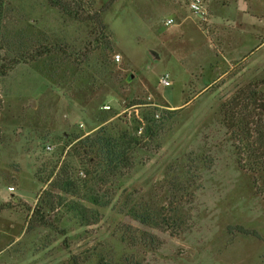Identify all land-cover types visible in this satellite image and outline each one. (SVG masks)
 Instances as JSON below:
<instances>
[{
  "label": "rangeland",
  "instance_id": "rangeland-1",
  "mask_svg": "<svg viewBox=\"0 0 264 264\" xmlns=\"http://www.w3.org/2000/svg\"><path fill=\"white\" fill-rule=\"evenodd\" d=\"M3 1L0 264H264V168L251 173L236 149L254 146L223 121L241 88L264 93V0H201L199 13L190 0H83L79 20ZM145 116L153 137L127 166L85 150L102 130L140 134ZM62 174L75 197L53 187ZM126 205L175 215L177 229L142 226Z\"/></svg>",
  "mask_w": 264,
  "mask_h": 264
},
{
  "label": "trees",
  "instance_id": "trees-1",
  "mask_svg": "<svg viewBox=\"0 0 264 264\" xmlns=\"http://www.w3.org/2000/svg\"><path fill=\"white\" fill-rule=\"evenodd\" d=\"M46 2L51 7L65 13L68 17L77 20L80 19L78 16V9L82 7L83 0H46ZM105 8L106 7H104L103 10ZM96 15L95 17L91 16V19H96V22L103 27L99 17H96ZM3 19L4 1L0 0V37ZM81 21H85V18ZM10 69L11 66L3 64L0 58V78L5 77ZM258 85V83L247 84L223 106L225 109L223 112V121L227 130L232 133L231 135H233L234 140L245 144L251 142L252 147L254 146V149H252L247 144L245 149H243L244 152L239 147L236 149V154L238 158L243 155V153L247 154V161L244 163L250 162V171L255 174L261 173L262 168H264V93L260 92V86ZM239 108L241 113L236 111ZM145 117L146 124L141 127L142 130L140 134L131 136L126 133H120L118 136L112 137L108 136L105 130H102L93 137L87 136L84 138L83 144L85 145V150L94 153V157H97L101 165L106 169L112 170L119 166H127L129 164V151L134 147H138L140 141L145 137H153V122L147 116ZM136 130L138 132L139 127ZM53 187L58 189L61 193L75 197V186L72 180L65 175L59 176L55 182H53ZM83 199L96 207H105L109 204V202L104 201L101 196L93 193L83 196ZM68 206L81 222H89V213L91 212L89 209L74 200H69ZM124 213L142 226L157 228L162 231L177 229L175 215L167 216L161 211L142 209L135 205H126L124 207ZM150 239L151 243L154 242V237L150 236ZM99 264H111V262L102 260Z\"/></svg>",
  "mask_w": 264,
  "mask_h": 264
},
{
  "label": "built area",
  "instance_id": "built-area-1",
  "mask_svg": "<svg viewBox=\"0 0 264 264\" xmlns=\"http://www.w3.org/2000/svg\"><path fill=\"white\" fill-rule=\"evenodd\" d=\"M201 4H202V1L201 0H190L189 8L194 13H199V12H201V9H202ZM172 23H173V20L172 19L166 20V25H170ZM116 59H119V56H116ZM159 84L162 85V86H166V87L169 86L170 85V83H169V75L168 74H164L160 78ZM141 130H142V128H139V133H141ZM47 149H50V148L47 147Z\"/></svg>",
  "mask_w": 264,
  "mask_h": 264
},
{
  "label": "crops",
  "instance_id": "crops-1",
  "mask_svg": "<svg viewBox=\"0 0 264 264\" xmlns=\"http://www.w3.org/2000/svg\"><path fill=\"white\" fill-rule=\"evenodd\" d=\"M210 33H211V34H215L214 32L212 33V29L210 30Z\"/></svg>",
  "mask_w": 264,
  "mask_h": 264
}]
</instances>
